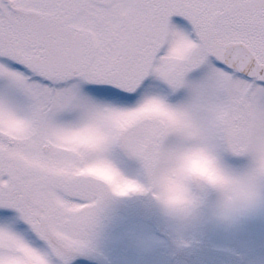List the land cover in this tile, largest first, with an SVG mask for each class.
Listing matches in <instances>:
<instances>
[{
    "label": "snow or ice",
    "instance_id": "obj_1",
    "mask_svg": "<svg viewBox=\"0 0 264 264\" xmlns=\"http://www.w3.org/2000/svg\"><path fill=\"white\" fill-rule=\"evenodd\" d=\"M0 264H264V0H0Z\"/></svg>",
    "mask_w": 264,
    "mask_h": 264
}]
</instances>
